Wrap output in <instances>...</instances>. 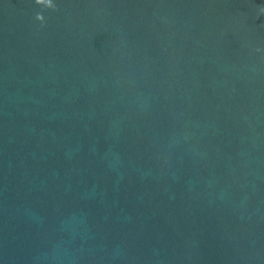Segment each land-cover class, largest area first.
Instances as JSON below:
<instances>
[{
	"label": "water",
	"instance_id": "95a60500",
	"mask_svg": "<svg viewBox=\"0 0 264 264\" xmlns=\"http://www.w3.org/2000/svg\"><path fill=\"white\" fill-rule=\"evenodd\" d=\"M52 3L0 0V264H264V0Z\"/></svg>",
	"mask_w": 264,
	"mask_h": 264
},
{
	"label": "clouds",
	"instance_id": "9594fccd",
	"mask_svg": "<svg viewBox=\"0 0 264 264\" xmlns=\"http://www.w3.org/2000/svg\"><path fill=\"white\" fill-rule=\"evenodd\" d=\"M35 2L38 5H43V6H46L48 8H53V9L55 8V5L52 3V0H35ZM36 19L43 21L44 17L41 14H37Z\"/></svg>",
	"mask_w": 264,
	"mask_h": 264
}]
</instances>
